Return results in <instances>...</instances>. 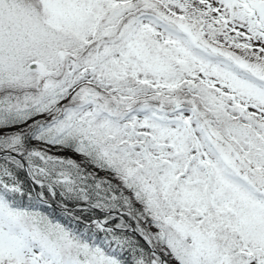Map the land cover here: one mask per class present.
Masks as SVG:
<instances>
[{
    "label": "snow or ice",
    "instance_id": "snow-or-ice-1",
    "mask_svg": "<svg viewBox=\"0 0 264 264\" xmlns=\"http://www.w3.org/2000/svg\"><path fill=\"white\" fill-rule=\"evenodd\" d=\"M0 264H264V0H0Z\"/></svg>",
    "mask_w": 264,
    "mask_h": 264
},
{
    "label": "trees",
    "instance_id": "trees-1",
    "mask_svg": "<svg viewBox=\"0 0 264 264\" xmlns=\"http://www.w3.org/2000/svg\"><path fill=\"white\" fill-rule=\"evenodd\" d=\"M79 159V158H78Z\"/></svg>",
    "mask_w": 264,
    "mask_h": 264
}]
</instances>
